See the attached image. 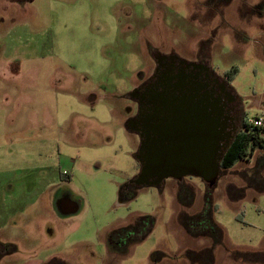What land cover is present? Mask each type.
Listing matches in <instances>:
<instances>
[{"label":"rangeland","instance_id":"1","mask_svg":"<svg viewBox=\"0 0 264 264\" xmlns=\"http://www.w3.org/2000/svg\"><path fill=\"white\" fill-rule=\"evenodd\" d=\"M246 3L0 0V241L18 246L11 259L264 264V193L245 183L264 150L222 170L215 188L168 180L120 202L140 171V139L126 128L137 113L129 95L154 73L157 53L208 62L221 80L238 68L227 82L242 105L240 130L264 119V17H256L260 0ZM184 186L195 191L192 207L178 201ZM206 194L222 245L179 224L204 208ZM140 217L152 219L150 234L110 248L108 236Z\"/></svg>","mask_w":264,"mask_h":264},{"label":"water","instance_id":"2","mask_svg":"<svg viewBox=\"0 0 264 264\" xmlns=\"http://www.w3.org/2000/svg\"><path fill=\"white\" fill-rule=\"evenodd\" d=\"M136 93L137 89L130 93L131 100ZM169 93L170 89H164L156 96L162 101L155 98L153 107H138L136 116L126 122L127 130L140 139L135 154L140 171L125 188H161L168 180L187 178L215 188L225 154L236 137L232 119L215 102L211 107H175L168 100Z\"/></svg>","mask_w":264,"mask_h":264},{"label":"trees","instance_id":"3","mask_svg":"<svg viewBox=\"0 0 264 264\" xmlns=\"http://www.w3.org/2000/svg\"><path fill=\"white\" fill-rule=\"evenodd\" d=\"M238 72V68L233 67L226 73L225 77L227 80L233 81ZM257 149L264 150V127L255 128L251 131L249 130L247 121H244L241 131L237 134L225 154L221 165L222 170L232 169L238 162L245 160L250 153L255 152ZM262 160H264V156L259 159L256 167L251 169L253 175L249 176L247 182H245L248 188H252L258 193H264V185L261 184V180L264 182V172H261L264 171V162ZM138 190L140 189L133 186L129 187L128 190L122 188L120 202L125 203L135 199ZM177 198L183 208L192 207L195 201V191L188 186L180 187ZM212 200V197L206 194L204 208L199 213L193 215L182 213L179 218V224L192 238H208L216 246L223 244L225 234L213 219L214 210H217V208L216 206L214 207ZM152 227L151 218L140 217L133 225L112 232L108 236L109 247L114 250L118 249L121 247L124 239L143 240L150 234ZM239 254L241 255V253Z\"/></svg>","mask_w":264,"mask_h":264},{"label":"flooded vegetation","instance_id":"4","mask_svg":"<svg viewBox=\"0 0 264 264\" xmlns=\"http://www.w3.org/2000/svg\"><path fill=\"white\" fill-rule=\"evenodd\" d=\"M155 60L154 73L145 83L134 89H137V93L132 101L136 104L137 111L138 107H153L155 98L158 102L162 101L156 96L163 94L167 88L170 89L168 100H173L175 107H211L213 102L215 107L217 104V107H224L226 114L232 119L231 131H235L237 136L241 131L242 105L237 102L238 97L232 92L227 79H219L208 62L202 60L187 63L174 53H157Z\"/></svg>","mask_w":264,"mask_h":264},{"label":"crops","instance_id":"5","mask_svg":"<svg viewBox=\"0 0 264 264\" xmlns=\"http://www.w3.org/2000/svg\"><path fill=\"white\" fill-rule=\"evenodd\" d=\"M244 1L245 3L247 2V0H244ZM254 8L255 7H253L252 9L254 10ZM255 10L259 11L256 17L258 18L264 17V0H260V3L258 6H256ZM5 230H8L7 224H5V226L2 228V231L5 232ZM12 234L14 233L7 232L6 236H8V238L10 239V236ZM20 234L25 235L24 233H20ZM20 234L19 236H21ZM18 252H19V248L16 244L7 243L6 241L5 242L0 241V264H42L41 262L33 259V256L31 255V253L26 254L28 258L24 261H20V260L16 261L15 259H11V257L17 255Z\"/></svg>","mask_w":264,"mask_h":264},{"label":"built area","instance_id":"6","mask_svg":"<svg viewBox=\"0 0 264 264\" xmlns=\"http://www.w3.org/2000/svg\"><path fill=\"white\" fill-rule=\"evenodd\" d=\"M247 125L251 131L255 128H262L264 127V119L261 116L251 117L247 120Z\"/></svg>","mask_w":264,"mask_h":264}]
</instances>
